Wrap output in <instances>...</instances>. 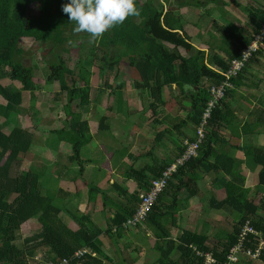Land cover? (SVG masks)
<instances>
[{"label":"trees","instance_id":"1","mask_svg":"<svg viewBox=\"0 0 264 264\" xmlns=\"http://www.w3.org/2000/svg\"><path fill=\"white\" fill-rule=\"evenodd\" d=\"M139 1L136 0V5L141 15L131 17L122 26L109 30L101 40L92 42L87 33H81L82 40H90V46L81 45V49L90 50L84 56L86 59L80 57L76 61L77 72H74V68L69 67L65 60L54 55L52 49L40 55L48 69L44 80L46 84L57 82L62 85V81H67V79L70 81L68 90L66 87L61 88L70 94V101L65 107L70 128L65 135V140L72 146L70 159L79 166L78 176L82 171L79 150L90 141L88 125L81 121L78 108L88 104L91 89L89 85L90 68L93 66V59L98 57L91 49L92 47L97 49L99 46L104 53L97 65L98 76L102 77L104 70H111L120 60H125L127 65L138 74L137 87L144 88L148 97L153 99L152 107L154 104L159 106L163 104L161 95L165 87L175 84L182 90L183 85L196 86L198 92L191 96L190 113L193 117V124L197 125L202 109L208 100L207 87L221 80L216 70H226L229 61L238 57L241 50L252 40V34L246 37L237 30L219 27L223 45L219 52L223 51L226 59L221 60L217 54L212 58L208 57L207 64L211 66L208 67L205 65L204 51L194 49L189 39L180 33L183 30L180 25L181 17L175 15L170 6L184 5L202 9L204 14L201 18L207 20L211 16L207 7L220 5L221 0H163L162 3L159 0H142L143 3ZM67 2L68 0H0V65L8 69L6 76L12 81L11 84L18 85L25 91L32 88L30 84L34 79V70L25 66L20 58L23 53L22 46L28 41L35 42L42 47L48 46L50 42L54 45H63L74 39L73 28L75 26L62 12V5ZM245 11L257 24V29L253 33L255 34L264 22V11L252 6H247ZM262 50L263 48L253 57L260 55ZM122 51L124 55H118ZM237 77L233 80V85L237 84ZM133 86L136 88V84ZM9 88L6 89L0 85V121L7 120L12 123L17 114L14 112L9 114L7 110L20 106L21 92H12ZM74 101L77 102V106L71 107ZM223 101L212 112L198 156L181 167L177 175L186 176V182L182 183L187 184L190 182L189 176L197 171L206 170L218 174L220 180L223 181L226 198L215 207L229 209L238 214L239 219L233 224L232 230L225 234V241H217L213 248H209L206 244V236L197 235L191 231H182L175 241L169 238V234L163 232V236L158 235V238L165 242L156 245L158 258L152 264H204L203 257L197 256V252L202 254L211 252L216 260L215 264H223L225 255L236 242L238 227L246 220L251 222L254 229L264 239V201L260 200L258 204H254L253 201L247 200L244 192L238 193V189L243 187L244 180L237 177L230 157L219 154L209 161L213 151L212 144L220 139L219 129L234 119V115L230 113ZM70 109L71 112H69ZM2 125L3 123H0V264H29V260H33L35 251L43 249L52 253L53 257L49 258L51 262L58 263L63 259H72L69 264L96 263L97 261L90 255H86L81 260L73 259L75 251L82 247H87L100 256L103 254L93 243L94 237L86 230L79 229L73 232L60 222L59 210L53 205L54 193L39 186V177L36 173L23 169V160L19 159V156L30 151L33 143L32 132L35 128H25L22 125L8 133ZM59 135L61 134L58 132ZM245 152L253 157L254 163L259 167L257 185L264 187V152L258 149H248ZM161 172L155 177H158ZM226 177L228 180H225ZM138 180L143 181L140 178ZM125 197L127 203L123 205H135V207L133 210H128V206H125L121 210L125 212V215L114 217L111 226L113 233L128 230L122 229L121 225L133 215L140 201L134 193L129 196L125 195ZM157 200L145 222L159 231L163 229L161 225L163 219L165 221L167 217H171L178 211V207L175 205L176 197L165 209L157 206ZM34 219L40 225L38 236L27 239L24 247L17 246L19 231L24 224ZM145 222L132 228H139ZM253 245L248 244V247L253 248ZM174 252L179 254L177 261L171 258ZM103 259L111 262L106 256H103ZM84 260L88 261L83 263ZM242 262L264 264V249L259 259L241 257L238 264ZM33 264H38V262L33 261Z\"/></svg>","mask_w":264,"mask_h":264},{"label":"crops","instance_id":"2","mask_svg":"<svg viewBox=\"0 0 264 264\" xmlns=\"http://www.w3.org/2000/svg\"><path fill=\"white\" fill-rule=\"evenodd\" d=\"M174 6L179 8L178 13L174 10V14L179 15L182 20L180 25L183 30L180 33L189 39L194 49L205 52V65L211 67L207 64V58L208 48L211 49L209 44L215 35L214 31L211 33L205 31L206 34L200 36L201 31L196 30L197 35L193 37L192 32L187 30L189 23L183 19L184 13L188 14V12L180 11L182 6L170 7ZM201 23L204 22L192 24L201 27ZM204 35L209 38L208 43L204 41L206 40ZM220 47H223L222 42L212 48L211 54L212 56L217 54L221 60H225L226 55L223 51L219 52ZM122 61L125 62L122 59L111 70H104L102 77L98 76V67L95 65V70L92 67L88 104L79 107L78 111L81 121L88 125L90 136V141L82 148L87 146L89 149H95L96 152L92 155L80 148L79 158L85 153L86 159L83 160L85 165L83 164V167L81 165L82 171L79 176L75 173L76 170L79 171V166L73 165L70 159L72 146L65 140L70 128L69 118L65 112L70 94L68 91L58 89L60 83L57 82L50 85L43 82L47 86V93L44 91L45 88L41 89L43 83L38 85L36 98L39 102L36 108L45 125L42 129L41 146L47 148L46 150L51 154L54 153V156L51 158L50 172L43 170L39 173V170L31 169L27 171L38 175L39 186L42 189L54 193L53 205L59 210L60 222L73 232L79 229L86 230L94 237L93 243L98 250L111 261L103 259V256L87 248L91 253L90 256L97 261L91 264L98 262L99 264H152L158 258L156 245L165 242L158 237L166 232L169 238L175 241L182 231L195 232L188 226L199 225L200 230L195 233L206 236V244L209 248H213L217 241L212 237V231L214 228L221 229L222 223L220 213L217 216L210 215L209 210L212 207L217 208L215 205H220L219 203L226 198V192L219 175L206 170L190 175V182L187 184L182 183L186 182V176H180L182 174L176 173L170 180L165 191L159 195L157 206L165 209L176 197L175 205L178 211L167 217L165 221L163 219L162 230L158 231L145 222L139 228H130L124 232L111 231L114 217L125 215V212H121L125 206H128V210H133L135 207V205H123L127 203L125 195L134 193L139 197L144 193L150 180L180 156L183 142L194 140L196 126L190 113L191 96L198 92L196 86L183 85L182 90L175 84L165 87L161 95L163 104L160 106L154 104L152 107L153 99L148 97L144 88L137 87L138 74L126 62L127 67L121 65ZM236 80L234 89L223 101L234 115V119L219 129L220 139L212 144L213 151L209 161L219 154L230 157L237 177L244 180L243 187L238 189V193L244 192L247 200L258 204L260 200L264 201V187L257 185L259 167L245 150L258 149L264 152V49L260 55L253 57ZM51 88L53 92L46 102L45 99ZM25 94V91L21 92L20 113L17 111L18 108H9L7 110L9 114L10 112L16 113L17 116L25 114V107H29L24 101ZM70 106H77V102H72ZM0 123H3L5 129H9L8 133L12 131L13 128L9 127L10 123L7 120ZM22 125L28 127L25 123ZM58 132L61 135L58 136ZM88 154L90 157L87 156ZM24 162H26L25 158ZM50 163L47 164L48 169ZM37 164V167L46 165L44 157L38 156ZM138 178L143 181L140 182ZM225 180L228 178L226 177ZM224 211L230 213L233 224L239 219V215L236 213L232 215L229 209L224 208ZM32 222L34 221L23 226L27 227ZM37 227L40 232L38 223ZM38 253L41 254L43 262L53 257L47 249L39 250ZM171 258L177 261L179 254L174 252Z\"/></svg>","mask_w":264,"mask_h":264},{"label":"rangeland","instance_id":"3","mask_svg":"<svg viewBox=\"0 0 264 264\" xmlns=\"http://www.w3.org/2000/svg\"><path fill=\"white\" fill-rule=\"evenodd\" d=\"M163 0H159L160 3H162ZM144 1L140 0L139 3H143ZM248 7H257L259 10H263L264 11V0H221V4L220 5H209L207 7V9L211 12L210 18H208L207 20H209L208 22H205L204 20H202V18H199L200 16H202L204 14V10L202 9H196L193 7H185L184 5H182V9H180V11H187L188 14L185 12L184 13V21H187V23H189V27L187 29L188 31L192 32V36H196V30L197 31H201V34H206L205 31H210V33L212 31H214V37L211 39L210 42V48H208V53H209V58H212V48H214L216 45H218L221 40V33L219 31V27H224L225 29H232V30H237L239 33L245 35L246 37L250 36L251 34H253L256 29H257V24L254 23L250 17L248 16V13L245 11L246 8ZM166 6H164L165 8ZM172 10H175L176 13H178L177 10H179L178 7H170ZM205 16V15H204ZM204 22L201 23V27H198L196 25H193L192 23L194 22ZM216 22V24L212 23V22ZM188 26V25H186ZM198 27V28H197ZM75 37L73 40H70L66 43H64L63 45H54L51 42L48 44V46H40L39 44H36L35 42H31L28 41L27 44L23 45V53L21 55V61L25 66H29L31 68H33L34 70V81H32V83L30 84V87H32L29 91H25L23 90V88L21 87H17L14 84H11L12 81L6 76L8 74V69L5 68L4 66L0 65V85L3 87H5L6 89L9 87L10 91L12 92H22L25 91L26 92V96L24 97V101L26 102V104L28 103L29 107H25V111L23 115L20 116H14L12 123H10L9 127L11 126V128H20L22 126V123L27 124L28 127H32V129L35 128V130L32 132V139H33V143L31 145V149L30 151L23 155V156H19V159L23 160L25 158V161L23 163V168L26 170H39V173H42L43 170L50 172L51 171V166H52V160L51 158H53L54 153L51 154L50 152H48L43 146H41V142H42V138H43V134H42V129L45 127V125H43L42 122V118H41V114L37 112V106H38V100H37V92H38V85H40L41 83L44 82V80L46 79L47 73H48V69L45 66V64L43 63L42 58L40 57L41 54H43L46 50L48 49H52L51 51L53 52L54 55L59 56L61 59L66 61V64L71 67L74 68V72H77V68H76V61L78 60V58H85L84 56H86V53H88V51L90 49H86L87 51H85L84 49H81V45H86L87 47L90 46V40H82L80 38L81 34H76L74 33ZM199 36V37H200ZM204 38L206 40H204L206 43L209 42V38L204 35ZM208 39V40H207ZM92 43V42H91ZM98 57L93 59V69L95 70V67L97 65H99V60L100 57H102L104 55L103 50H101V48L99 46H97V49L95 47L91 48ZM93 52V54H94ZM184 53V52H182ZM205 53V52H204ZM129 54V53H128ZM118 55H124V52H120ZM90 56V53L88 55V57ZM86 59V58H85ZM96 63V66L94 65ZM101 63V62H100ZM103 64L101 63V66ZM121 65H123L124 67H127V65H125V62L122 61ZM248 65V64H247ZM92 67L90 68L91 70ZM247 67V66H246ZM246 69V68H245ZM76 78V77H75ZM45 83V82H44ZM43 83V86L41 87V89H44V91H46L47 93V86H45V84ZM70 81L67 79V81H62V85L59 84L58 89H64L65 87L68 90ZM15 86V87H14ZM61 87V88H60ZM53 92V89L51 88L49 91V95H47L45 101L48 102L49 97L51 96ZM28 97H29V102H28ZM1 100V99H0ZM23 101V102H24ZM30 103V104H29ZM21 104V103H20ZM18 108L17 111L18 113H20V109L19 106L15 107ZM28 112V113H27ZM38 118L40 119V122L38 123ZM12 129V130H13ZM6 130V129H5ZM9 130V129H8ZM37 132V133H36ZM40 132V133H39ZM87 147V146H86ZM85 147V148H86ZM82 148V147H81ZM82 148V151H85V153H90L93 155V153L96 152L95 149H89V147L86 148ZM45 150V152L43 151ZM48 153V156H46V154ZM85 153L84 155H82L83 157L80 158L83 162L84 159H86L85 157ZM90 154H88L87 156L90 157ZM43 155V156H42ZM38 156L40 158L44 157V163L46 165H41L39 167L37 164V159ZM72 156V153H71ZM37 158V159H36ZM50 158V159H49ZM80 160V161H81ZM74 162V163H73ZM73 165L77 166L76 162L73 161ZM82 167L83 164L85 165V161L82 163ZM48 163L49 164V169H48ZM40 165V164H39ZM47 172V173H48ZM46 173V174H47ZM78 175V170H76L75 172ZM43 177V176H42ZM83 179V175L81 177ZM80 179V177H79ZM199 208H197L198 210ZM210 215H216L218 213H220L219 217H220V221L222 223L221 225V229L219 228H214L212 231V237L214 238L215 241H225V234L229 233L232 230L233 227V222H232V218L230 213L224 211V209H220V208H211L210 210ZM232 215H234V212H231ZM34 222L31 223V225L23 226V230L21 229L19 231V237L16 240V245L20 246V247H24L25 246V241L27 239H30L32 237H37L39 234V228L37 227V223L35 222V219L33 220ZM26 227V228H25ZM189 229H192L195 232H198L199 229V225H197L196 227L194 226H188ZM190 231V230H189ZM192 232V231H191ZM192 232V233H195ZM197 234V233H195ZM197 235H201V234H197ZM39 254V255H37ZM37 255V257L35 256ZM41 254L38 253V250L35 251V254L33 255V260H29V264H33V261L36 263L38 260H42V258L40 257ZM32 259V258H31ZM145 264H149V263H145ZM257 264H261L259 262H257Z\"/></svg>","mask_w":264,"mask_h":264},{"label":"built area","instance_id":"4","mask_svg":"<svg viewBox=\"0 0 264 264\" xmlns=\"http://www.w3.org/2000/svg\"><path fill=\"white\" fill-rule=\"evenodd\" d=\"M264 49V22L260 25L255 34H252V40L244 47L239 56L231 59L227 69L224 71L216 70L221 76V80L216 84L207 87L208 100L202 109L200 119L195 126L194 140L183 142V151L175 161L167 166L158 177L150 180L147 190L139 195V204L133 215L126 219L121 225L122 229H129L141 225L146 221L158 196L165 191L168 183L178 170L188 161L198 156V151L205 138L206 129L211 119L215 107L224 100L226 94L234 88L233 80L242 72L248 61L261 49ZM254 244L253 248L248 244ZM255 246V247H254ZM264 249V239L254 229L249 220L244 221L239 227L236 235V242L230 247L225 255L223 264H238L241 257L253 260L259 259ZM86 255H91L87 247H82L73 254L74 260H81ZM197 256L203 257L204 264H215L216 260L211 252L202 254L197 252ZM72 259H63L60 262H43L38 260L39 264H69Z\"/></svg>","mask_w":264,"mask_h":264},{"label":"clouds","instance_id":"5","mask_svg":"<svg viewBox=\"0 0 264 264\" xmlns=\"http://www.w3.org/2000/svg\"><path fill=\"white\" fill-rule=\"evenodd\" d=\"M62 12L75 26L74 33H87L92 42L101 40L129 18L141 15L136 0H68Z\"/></svg>","mask_w":264,"mask_h":264}]
</instances>
